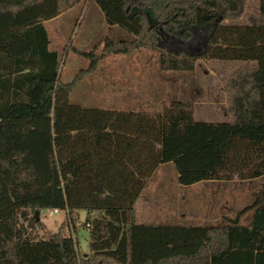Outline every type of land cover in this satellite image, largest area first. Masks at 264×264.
Instances as JSON below:
<instances>
[{
	"label": "trees",
	"instance_id": "16d2710c",
	"mask_svg": "<svg viewBox=\"0 0 264 264\" xmlns=\"http://www.w3.org/2000/svg\"><path fill=\"white\" fill-rule=\"evenodd\" d=\"M80 1L0 0V264H264V0L244 24L227 22L246 0H90L133 38L106 40L99 55L80 52L89 67L63 83L42 22ZM204 26L199 52L169 45ZM139 49L156 50L164 72L191 73L198 60L241 62L224 85L229 121L199 124L192 102L159 114L70 104L99 58ZM196 128L204 130L189 147ZM167 163L187 185L263 179L249 224L239 222L244 211L218 227L137 224L145 180ZM51 209L72 224L86 212L85 252L66 225L28 232L42 230L38 215Z\"/></svg>",
	"mask_w": 264,
	"mask_h": 264
},
{
	"label": "rangeland",
	"instance_id": "374dc122",
	"mask_svg": "<svg viewBox=\"0 0 264 264\" xmlns=\"http://www.w3.org/2000/svg\"><path fill=\"white\" fill-rule=\"evenodd\" d=\"M259 0H246L242 15L227 23L244 24L250 14H256ZM52 45L58 50V75L68 83L90 65L89 58L80 52L93 51L99 55L106 40H131L132 34L118 25L106 23L103 13L94 1L81 0L65 10L47 25ZM210 26L196 29L190 40L174 39L172 48L199 52L210 32ZM159 53L139 49L129 53L103 55L95 71L85 77L69 95V102L85 108L136 111L159 114L171 102H192L195 120L199 124L222 125L229 121L224 85L230 74L242 66L241 62L198 60L191 73L164 72L159 68ZM204 128H196L189 147L197 144ZM219 135L220 130L208 129ZM192 167H190L191 169ZM263 179L240 182L204 181L195 186L179 181L174 163L159 166L148 180L134 203L135 219L139 225L222 226L225 219L240 217L241 225H248L252 214L249 209L261 191ZM249 209V210H248ZM94 217V216H92ZM86 212L79 211L78 222L72 224L65 213L50 215L44 210L32 236L42 237L45 232L56 233L65 226L79 254L87 250L88 231L84 226Z\"/></svg>",
	"mask_w": 264,
	"mask_h": 264
},
{
	"label": "crops",
	"instance_id": "0c3cea01",
	"mask_svg": "<svg viewBox=\"0 0 264 264\" xmlns=\"http://www.w3.org/2000/svg\"><path fill=\"white\" fill-rule=\"evenodd\" d=\"M62 14V13H61ZM61 14H59L58 16H56V17H54V18H52V19H49V20H45V21H43L42 22V24H43V26H44V28H45V31H46V33H47V37H48V40H49V43H48V48L50 49V50H53V51H56L57 53H58V50L55 48V47H53V45H52V37H50V34H49V27L47 26V25H49L50 23H52L53 21H55ZM116 111H119V110H116ZM132 111V110H131ZM233 179H236V180H238L237 179V177L236 176H234L233 177ZM232 179V180H233ZM256 179H261V178H255V179H252V180H256ZM146 180H148V179H146ZM145 180V181H146ZM232 180H230V181H232ZM238 181H240V180H238ZM248 181H251V180H248ZM212 182H220V181H212ZM229 182V181H228ZM240 182H243V181H240ZM200 183V182H199ZM199 183H196V184H193V185H191V186H195V185H197V184H199ZM253 212V211H252ZM252 215V214H251ZM240 217H241V215H240ZM240 217H239V221L241 220L240 219ZM250 219H251V217H250ZM226 221H228V219H225ZM249 224V223H248ZM223 225V224H222ZM179 226H181V225H179ZM246 226V225H245ZM201 227V226H200ZM202 227H204V226H202Z\"/></svg>",
	"mask_w": 264,
	"mask_h": 264
},
{
	"label": "built area",
	"instance_id": "2783aa9c",
	"mask_svg": "<svg viewBox=\"0 0 264 264\" xmlns=\"http://www.w3.org/2000/svg\"><path fill=\"white\" fill-rule=\"evenodd\" d=\"M48 212L50 215H56L59 213V210L58 209H51V210H48Z\"/></svg>",
	"mask_w": 264,
	"mask_h": 264
}]
</instances>
